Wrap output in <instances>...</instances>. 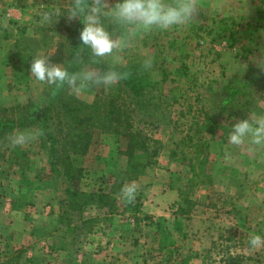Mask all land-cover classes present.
I'll return each instance as SVG.
<instances>
[{
  "label": "rangeland",
  "instance_id": "obj_1",
  "mask_svg": "<svg viewBox=\"0 0 264 264\" xmlns=\"http://www.w3.org/2000/svg\"><path fill=\"white\" fill-rule=\"evenodd\" d=\"M64 2L0 0V110H6L7 114L13 111V116H17L22 106L34 103L36 105L28 111L31 114L42 104L39 102L44 93L62 87L42 83L31 75L29 65L36 52L48 56L52 63H63L67 67L72 65L71 61L79 62L78 52H75L76 56L72 55L74 45L80 41L73 35L79 21H69L62 16L54 24H42L39 19L40 10ZM196 3L197 12L187 25L169 31L139 33L131 37L127 47L118 50L113 58L103 59L108 67L145 57L152 59L150 72L154 80L161 81L162 89V101L158 102L159 109L154 118L160 119L162 113L166 117L161 121L143 118L158 128L139 122L135 117L133 122V130L141 128L149 138L161 143L152 167L138 178L122 183V178L126 177L122 170L127 156L118 153V148L121 152L127 140L112 132L101 137L97 135L99 142L74 163V166L89 167L80 172L82 177L78 186L89 191L110 187L118 190L135 181L138 191L131 202L136 209L139 199L155 184H166L178 191V201L188 214L189 227L177 235L166 227L160 242L146 247L153 254L148 264H189V261L192 264H264V244L258 247L249 244L251 234L264 236V213L260 217L248 214L243 204L245 193H251L250 200H256L253 191H257L255 180L259 175L247 177L240 171V168L260 166L264 161L256 164L251 157L264 150L228 142V124L246 117L253 110H264L260 106L264 105V95H259V88H264V69L258 66L264 58V0H196ZM89 67L83 66L91 69ZM63 87L66 94H74L87 102L93 100L91 87L79 92H73L67 85ZM98 91L102 98L125 106L126 99L118 93L116 84L110 88L98 86ZM237 99L251 101L250 110L244 111L238 104L235 113L229 115L228 108L236 106ZM56 112L51 113L52 128L63 129V124H56ZM64 120L66 118L62 116ZM212 122L216 124L213 130ZM42 127L35 124L16 130L39 133L31 142L19 146L27 151L26 157H18L19 165L10 160L14 155L9 153L13 147L10 138L3 143L2 152L6 158L0 160V200L4 197L7 205L22 210L27 218L33 216L29 205L35 191H43L42 194L50 199L55 196L58 206L62 207L58 235L64 234V239L78 234V221L90 216L101 218L95 222L98 226H106L108 208H91L79 214L71 212L65 202L60 201L64 179L61 172L50 171L47 151L42 145ZM194 143H199L197 151ZM60 149L63 155V149ZM200 160L205 161L201 167L198 166ZM73 169L79 174L77 168ZM228 181L242 182L241 191L236 188L235 193H231ZM258 198L264 201V192ZM122 202L127 203L120 197L113 213L122 209ZM230 210L234 212L230 213ZM262 210L264 212V208ZM248 215L253 220L247 219ZM51 228L47 223L38 225L34 227L35 236L51 235ZM9 244L3 246L2 262L14 264L20 257L21 248L13 242ZM227 254L234 256L231 263L226 260Z\"/></svg>",
  "mask_w": 264,
  "mask_h": 264
},
{
  "label": "trees",
  "instance_id": "obj_2",
  "mask_svg": "<svg viewBox=\"0 0 264 264\" xmlns=\"http://www.w3.org/2000/svg\"><path fill=\"white\" fill-rule=\"evenodd\" d=\"M81 27V23L78 22L73 32L77 40H79ZM112 30L115 38L122 35L121 29L113 28ZM80 43L79 41V43L77 42L74 45L72 54L76 56L78 52L80 63L71 61L70 71H78L83 66H90L89 68L97 70L109 68L103 59L94 63L90 51L86 46L80 45ZM143 61L135 60L125 65L113 66L116 70L124 73V78L116 83V90L126 99L125 106L115 103L114 100L102 98L100 96L101 93L98 91V86H90L94 91L92 102L79 99L74 94H66V88L62 86L58 90L44 93V97L39 102L42 104L33 110L31 114H28V111L36 105L34 103L22 106L17 111V116H13V111H11V114H7L6 110H0V160L4 157L6 158L5 152H2L3 143L10 138L14 131L28 128L35 124L43 125L41 139L42 145L47 151L50 171L54 173L61 172L64 179L60 201L65 202L71 212L79 214L91 208H102L104 210L106 207L109 209L107 218V223H109L113 213L112 209L119 202L115 194L120 192V189L113 190V187H111L109 192L102 189L96 191L82 189L78 186L82 177L80 172H83V169H89V167L74 166V163L81 157L83 158L90 151L91 146L99 142L97 135L101 137L112 132L123 136L127 140L121 152L119 150L120 147L118 148V153H124L127 156V163L124 170H122V175H126V177L122 178V183L126 180L138 178L152 167L155 158L161 150V143L149 138L141 128L133 130V122H135V117L137 121L150 125L151 121L143 120V118L156 119L154 116L158 113V102L162 101L160 95L162 89L161 81L154 80L155 78L152 76L150 69L143 67ZM212 92L213 90H211ZM250 102L247 100L241 102L237 99L235 101L236 106L232 105L231 108H228L230 109L228 114L233 115L238 106L243 108L244 111L250 110ZM101 106L107 107L102 108ZM54 110L57 111L55 116L56 124L58 126L63 124L65 128H57V126L52 128L54 121L51 113ZM1 111L4 113H1ZM62 116L66 118L64 122L62 121ZM164 117L166 115L162 113L161 118L156 120H164ZM151 125L152 127H157L155 123ZM210 125L212 126L211 130H213L216 124L212 122ZM119 141V139L116 140L118 143ZM206 144L209 147V144ZM194 146L197 151L199 143H194ZM60 147L63 149V155L60 154ZM9 153L14 154L10 156V160L19 165L17 162L18 157H26L27 151L23 150L22 147L16 146L10 148ZM204 162V160H200L198 166L201 167ZM73 168H77V173L79 174H76ZM201 183L204 182L201 181ZM100 219L96 216H90L82 220L81 225L86 233H90L95 226H98L95 222ZM86 224H89V227H85ZM233 258L234 256L228 255L226 260L231 263Z\"/></svg>",
  "mask_w": 264,
  "mask_h": 264
},
{
  "label": "crops",
  "instance_id": "obj_3",
  "mask_svg": "<svg viewBox=\"0 0 264 264\" xmlns=\"http://www.w3.org/2000/svg\"><path fill=\"white\" fill-rule=\"evenodd\" d=\"M260 94L264 95L263 86L259 88ZM260 106L264 109L263 104ZM263 157L264 152L258 153L251 157V161L257 164L264 161ZM263 167L264 162L260 166L247 167L246 170L240 168L244 176L259 175L255 180L257 191H253L256 200H250L251 193H245L243 203L247 207V213L256 217L264 213L262 210L264 201L258 198V195L264 192ZM228 182L227 186L231 193H235L236 188L241 191L242 182L240 184ZM110 189L111 187L102 190L109 192ZM42 192H34V200L29 205L33 216L27 218L24 217L22 210L7 205L4 197L0 200V264H5L2 262L5 252L3 246L9 242L16 246L18 244L21 248L20 257L14 264H148L149 257L153 254L146 247L148 244L159 243L166 227L174 235L181 234L189 227L188 214L185 213L181 201H178V191L160 183L146 190L145 196L139 199L138 209L131 201L122 202V209L112 213L107 226H95L90 233H86L81 225L82 220H79L77 225L79 233L64 239L62 236L64 234L58 235L61 226L57 225L61 220L62 207L58 206L55 196L50 199ZM119 193L116 194L118 199L121 197ZM229 212L233 213L234 210ZM190 216L193 217V214ZM247 219L252 218L248 215ZM46 223L52 227L50 229L52 236L49 234L42 238L36 237L34 227ZM145 229L147 232H144ZM189 264H192V261H189Z\"/></svg>",
  "mask_w": 264,
  "mask_h": 264
},
{
  "label": "clouds",
  "instance_id": "obj_4",
  "mask_svg": "<svg viewBox=\"0 0 264 264\" xmlns=\"http://www.w3.org/2000/svg\"><path fill=\"white\" fill-rule=\"evenodd\" d=\"M196 0H65L51 9L38 13L42 24H54L60 17L78 20L80 45L91 53L93 62L111 59L118 50L127 47L131 37L139 33L169 31L191 22L197 12ZM113 28L122 30L119 39L114 37ZM113 63L115 61L113 60ZM151 57H145L143 67L150 69ZM264 69V58L258 63ZM31 75L42 83L61 87L67 85L73 92L86 87H113L124 78V73L109 67L104 70L81 68L70 71L63 63H52L49 57L36 52L29 65ZM39 133L16 131L10 136L13 147L31 142ZM228 142L240 146H254L264 150V110L248 112L244 118L228 124ZM138 185L135 181L122 185L120 195L126 201L135 199ZM249 244L258 247L264 244V236L253 233Z\"/></svg>",
  "mask_w": 264,
  "mask_h": 264
}]
</instances>
